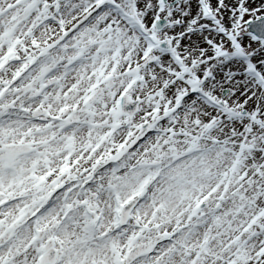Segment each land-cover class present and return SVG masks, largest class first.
<instances>
[{"label": "snow or ice", "instance_id": "1", "mask_svg": "<svg viewBox=\"0 0 264 264\" xmlns=\"http://www.w3.org/2000/svg\"><path fill=\"white\" fill-rule=\"evenodd\" d=\"M0 264H264V0H0Z\"/></svg>", "mask_w": 264, "mask_h": 264}]
</instances>
